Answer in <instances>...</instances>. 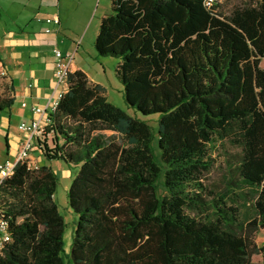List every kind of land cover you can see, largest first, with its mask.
I'll list each match as a JSON object with an SVG mask.
<instances>
[{
    "label": "trees",
    "instance_id": "trees-1",
    "mask_svg": "<svg viewBox=\"0 0 264 264\" xmlns=\"http://www.w3.org/2000/svg\"><path fill=\"white\" fill-rule=\"evenodd\" d=\"M206 1H111L96 52L120 60L127 105L159 114L157 132L72 72L51 115L54 147L43 150L77 168L71 251L57 173L19 163L0 185V220L11 235L0 264H264L255 242L264 230V0L227 10ZM5 90L0 110L13 100ZM217 143L236 152L228 153V185L215 194L205 179ZM238 198L251 221L241 219Z\"/></svg>",
    "mask_w": 264,
    "mask_h": 264
},
{
    "label": "crops",
    "instance_id": "crops-1",
    "mask_svg": "<svg viewBox=\"0 0 264 264\" xmlns=\"http://www.w3.org/2000/svg\"><path fill=\"white\" fill-rule=\"evenodd\" d=\"M109 1L90 36V39L94 37V45L101 19L109 13L112 0ZM95 6L96 0H0V67L8 73V78L0 81V92L2 97H9L5 90L7 84L13 97L9 107L0 110V164L17 159L24 139L19 130L20 123L39 117L32 107H45L52 97L55 48L74 54L72 72L81 70L91 82L105 88L96 65L86 62L80 53L93 21L82 41L77 43L91 21ZM53 16L60 18L59 26L46 23V19ZM45 28L53 31L47 34ZM92 59L95 62L96 57L92 56ZM105 95L110 100L106 90ZM23 103L27 105L23 106ZM51 143L48 141L45 145L53 148ZM45 145L41 151L33 153L40 166L44 164ZM63 175L69 176L70 173L64 171Z\"/></svg>",
    "mask_w": 264,
    "mask_h": 264
},
{
    "label": "rangeland",
    "instance_id": "rangeland-1",
    "mask_svg": "<svg viewBox=\"0 0 264 264\" xmlns=\"http://www.w3.org/2000/svg\"><path fill=\"white\" fill-rule=\"evenodd\" d=\"M242 1L243 0H220V3L222 4V8L227 10V9H231L233 6H235L236 4ZM108 4H110L109 0H96V6L91 15V21L81 32L77 40V43H80L82 41L84 34L86 33L90 24L93 21L91 28L88 30L87 36L83 41V47L80 49V53H82L81 56L89 64L96 65V69L98 70L100 76L99 78H101V80L103 81L104 86L106 88L104 89L106 90L108 97L110 99L109 101L113 103L115 106L120 107L123 110L127 111L130 115L146 121L149 125L153 127L154 131L157 132L158 120L160 118V115L154 114L150 116H144L127 105L124 99L123 86L116 77V68L120 60L114 57L98 56V54H96L97 52L94 45V37L90 39V36L94 31V27L98 22L101 13ZM109 6H110L109 12H111V5ZM92 56L96 57L95 60L96 63L93 61ZM262 67H264V61L262 62ZM13 129H16V127H14ZM51 141L53 143V144L51 143L52 146H54V139L52 138ZM154 144L157 145V139L155 140ZM232 152H236V150H234L228 144L219 145V143H217L216 147L212 149V157L215 161V164L212 170L210 171V173L207 174L205 183L207 184L210 190L215 192V194L224 191L228 185L230 177L227 168V164H228L227 158H228V153H232ZM45 165L52 167L59 177V185L57 192L55 194V200L58 205L59 211L65 218L66 230L64 235V249L66 253H70L72 237L75 228L76 215L74 214L73 210L70 208L68 204V191L71 186L73 177L77 172V168L74 169L72 167H68L62 160H48L44 158V164L42 166ZM64 171H68L70 175L64 176L63 175ZM230 198H233L234 200L235 196L231 195ZM237 201H239L238 204L240 205V210L242 213L241 219L244 220L245 222L251 221L253 219V211L251 207L247 204H244L243 200L240 198H238ZM255 242L258 247H264V230H260L256 234ZM262 261H263L262 254H255L252 257V262L254 263H261Z\"/></svg>",
    "mask_w": 264,
    "mask_h": 264
},
{
    "label": "built area",
    "instance_id": "built-area-1",
    "mask_svg": "<svg viewBox=\"0 0 264 264\" xmlns=\"http://www.w3.org/2000/svg\"><path fill=\"white\" fill-rule=\"evenodd\" d=\"M213 0H207L208 6L212 5ZM47 24L60 25V18L53 16L46 19ZM51 28H45V33H51ZM56 58L55 62V79L53 85V94L49 99L47 106L32 107L34 114L39 115L30 121H22L19 130L24 135L21 142L18 157L15 161H6L0 164V185L15 173L19 163H26L30 169H38L39 163L33 157L35 151H41L43 145L51 141L54 137L52 130V114L57 110L61 99L68 91L69 76L72 73L71 65L74 61V54L71 52H63L59 48L54 49ZM8 78V73L4 68L0 67V81ZM26 106V103L22 104ZM11 241V235L8 231V222L0 220V251H2L7 243Z\"/></svg>",
    "mask_w": 264,
    "mask_h": 264
}]
</instances>
